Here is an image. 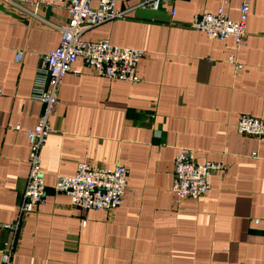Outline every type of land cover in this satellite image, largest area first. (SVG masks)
<instances>
[{
    "label": "crops",
    "instance_id": "0c3cea01",
    "mask_svg": "<svg viewBox=\"0 0 264 264\" xmlns=\"http://www.w3.org/2000/svg\"><path fill=\"white\" fill-rule=\"evenodd\" d=\"M114 1L126 16L82 39L143 49L139 81L111 82L80 59L72 64L80 73L62 79L40 154L45 202L19 217L29 169L24 131L43 109L30 99L35 71L57 47L68 13L0 0V249L11 245L13 264H264V140L236 130L241 114L264 120V0L250 1L238 47L189 24L194 13L221 5L236 20L241 0H168L157 10ZM178 147L192 149L198 163L227 167L198 199L171 191ZM80 161L127 169L117 208L72 207L54 190Z\"/></svg>",
    "mask_w": 264,
    "mask_h": 264
},
{
    "label": "built area",
    "instance_id": "2783aa9c",
    "mask_svg": "<svg viewBox=\"0 0 264 264\" xmlns=\"http://www.w3.org/2000/svg\"><path fill=\"white\" fill-rule=\"evenodd\" d=\"M27 3L32 8L41 5L63 8L68 13V22L61 28L60 41L53 50L41 57L36 68L30 99L43 105L36 124L26 129L29 145L27 156L28 174L19 203V217L34 210L45 202V173L41 168V149L52 131L49 118L58 104V92L63 77L67 73L78 75L80 70H73L72 64L80 59L85 67L94 69L109 81L138 82L137 65L145 51L134 47H121L111 44L108 39L87 41L82 39L87 30L126 16V10L115 9L114 0H97L95 6L91 0H15ZM168 0H138L135 7L142 10H157ZM251 0H241L236 20L230 19L221 5L214 13H194L189 26L202 31L209 39L224 40L231 37L236 47L241 46L246 38L245 24L249 14ZM226 0L223 1L225 3ZM21 51L15 55V61L21 60ZM228 60L234 62L236 72L242 68L232 55ZM0 91V95H1ZM20 130L19 126L15 127ZM236 130L240 134L264 140V120L241 114L236 121ZM256 157V153H252ZM226 165L221 162L205 161L198 163L194 151L178 147L173 160L172 193L179 199H198L210 188L214 172H225ZM128 188V171L118 164L112 168L92 167L85 161L76 164L72 176H58L54 190L68 195L72 207L83 210H112L123 201ZM16 230L17 225H1ZM0 264L12 263V247L5 244L0 249Z\"/></svg>",
    "mask_w": 264,
    "mask_h": 264
}]
</instances>
